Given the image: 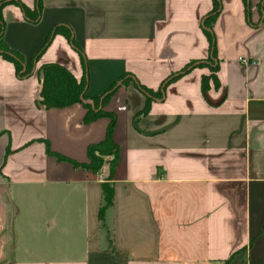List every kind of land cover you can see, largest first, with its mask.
<instances>
[{
  "label": "crops",
  "instance_id": "crops-1",
  "mask_svg": "<svg viewBox=\"0 0 264 264\" xmlns=\"http://www.w3.org/2000/svg\"><path fill=\"white\" fill-rule=\"evenodd\" d=\"M220 2L216 79L203 92L211 71L196 66L162 95L209 56L212 0H41L37 21L1 8L3 39L26 62L58 31L25 76L0 55V264H264L263 0ZM51 63L86 76L83 100L39 103ZM110 113L115 166L76 165Z\"/></svg>",
  "mask_w": 264,
  "mask_h": 264
},
{
  "label": "trees",
  "instance_id": "trees-1",
  "mask_svg": "<svg viewBox=\"0 0 264 264\" xmlns=\"http://www.w3.org/2000/svg\"><path fill=\"white\" fill-rule=\"evenodd\" d=\"M36 7L34 11L29 10L24 4L19 2L18 0H0V55L4 58L12 61L15 65L16 72L19 76H25L29 74L33 69V60L37 58L41 52L48 46L50 41L52 40L55 33L58 31V26L53 27L45 41L40 46L39 50L35 54V56L28 60L27 62L23 58V56L16 50L11 49L3 39L4 27L5 22L1 16V8L8 2H15L23 9L25 17L30 21H37L41 11V0H35ZM213 7L211 11L204 17L202 21V28L203 31L208 39L209 42V56L204 60H192L188 62L183 68L178 70L177 72L169 75L165 80H163L160 88L159 94L162 95L163 88L166 84L171 82L172 80L176 79L178 76L188 72L190 69L196 66H208L211 73L209 75H203L202 77V91L205 92L208 87L209 78L215 80L216 75L215 71L217 68L216 63V46H215V35L213 33L212 25L213 22L221 9V2L220 0H212ZM244 3L247 5L248 0H243ZM262 15L264 12V0L261 5ZM33 12V13H32ZM34 14V15H32ZM65 36L71 40L72 45L77 48L75 45L71 31L68 29L65 32ZM78 49V48H77ZM81 61L83 65H85V57L80 49H78ZM42 74V82H41V99L40 104L44 107H51V106H64L71 104L75 101L83 100L85 97L86 87H87V78L86 76L83 77L80 81H77L75 77L71 74V72L66 69L64 66L56 63L46 64L41 68ZM139 88L146 92L148 95H153L154 92L145 88L141 84H138ZM116 87V83L113 84L102 96V101H104L108 95L114 90ZM96 99V98H95ZM94 99V102L96 100ZM95 109V107L93 108ZM148 109V103L146 104L145 108L141 113H145ZM93 111V110H92ZM100 111H93L91 117H95L99 115ZM111 117V121L109 123L107 134L105 139L97 144L90 145L88 147V158L89 161L84 164H76L82 167H86L88 169L97 171L106 158H109L111 169L115 166L117 161L118 155V148L117 145L112 140V128L114 125V115L108 114ZM50 152V150H48ZM112 204V186L109 183H104L103 185V201L101 207L99 209V217L100 219L103 218L104 210Z\"/></svg>",
  "mask_w": 264,
  "mask_h": 264
},
{
  "label": "rangeland",
  "instance_id": "rangeland-1",
  "mask_svg": "<svg viewBox=\"0 0 264 264\" xmlns=\"http://www.w3.org/2000/svg\"><path fill=\"white\" fill-rule=\"evenodd\" d=\"M93 104L96 106L97 105V102H93Z\"/></svg>",
  "mask_w": 264,
  "mask_h": 264
}]
</instances>
